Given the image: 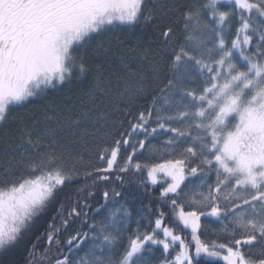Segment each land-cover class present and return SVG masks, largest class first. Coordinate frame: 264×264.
<instances>
[{"label": "snow or ice", "instance_id": "1", "mask_svg": "<svg viewBox=\"0 0 264 264\" xmlns=\"http://www.w3.org/2000/svg\"><path fill=\"white\" fill-rule=\"evenodd\" d=\"M117 28L152 34V44L130 49L140 67L115 83L97 69L74 90ZM50 93L63 96L28 109ZM16 109H28L27 122L0 156V257L83 167L119 186L126 177L114 171L138 175L145 191L159 192L160 208L130 232L132 211H109L122 196L116 187L94 210L88 192L83 204L60 205L59 227L54 218L34 237L24 264H52V246L55 264H152L156 251V264H264V0H0V126ZM160 136L165 147L192 143L142 164L138 154ZM197 181L206 194L189 197ZM202 217L218 222L223 242L201 238ZM70 224L79 227L61 240ZM41 240L48 247L38 255Z\"/></svg>", "mask_w": 264, "mask_h": 264}, {"label": "trees", "instance_id": "2", "mask_svg": "<svg viewBox=\"0 0 264 264\" xmlns=\"http://www.w3.org/2000/svg\"><path fill=\"white\" fill-rule=\"evenodd\" d=\"M120 41H123V43H120ZM152 43V34L145 29H138L135 34L126 32L122 28L115 29L111 50L106 54L101 53L100 55L93 57L89 61L92 66V72L89 73L83 82L74 81L72 88L75 90L78 88L88 87L92 77L96 74L97 69L102 72L105 80H112L114 83L117 82L118 78L126 75L129 70L140 67L139 61L137 59H133L134 53L130 49L136 47H147ZM125 65H128L129 67H126ZM61 96H63V93H50L47 100L38 101L36 104L28 105V109L39 110L45 104L53 101L58 102L59 97ZM28 109H16L11 113L9 117V123L4 126H0V156L3 155V151L7 145L14 142V134L17 128L22 126L23 123L27 122ZM22 116L24 117L23 121L21 120ZM113 116L115 119H118L120 114L114 112ZM60 143L67 145L69 144V141L65 137L60 140ZM91 143L92 142L89 141V147H91ZM165 143L166 139L163 136L152 139L151 144H148L146 150L143 151V155L138 154L137 159H139L142 164L163 162L165 157L178 155L179 152L182 151L184 147L188 146V144L192 143V141L187 139L182 140L179 147H165ZM74 147L79 148V145ZM72 150L73 147H69V151ZM122 156L123 153L121 158H118V163L123 162ZM92 160L93 164L101 163L95 159L94 155ZM73 163L74 161L72 160H65L63 162L64 166L68 167H70ZM117 174L126 177V180L122 186H119L118 182L117 184H113L111 180L108 182L98 179L94 180V176L87 175V173L83 170V167H81L76 173L73 181L71 183H66L61 188L57 202L54 203L39 220H37L32 232L25 237L24 242L11 253L0 257V264H24L27 251L34 237L42 236L54 218L56 226L59 227L60 217L57 216V211L60 209L61 204H63L66 209H70L72 206H74L77 200L83 204L86 194L88 192H92L95 195L93 197H88V199L90 200L92 209L94 210L99 203L103 202V191L109 190V186L116 187V190L122 193L121 197L116 198L118 203L114 202L112 205H110L109 211L112 210V207L118 208L120 205H124L126 208L131 210L133 215L129 221L128 228L130 229V232H135L138 227L137 222L142 221L141 213L147 214L149 208H151L152 212L155 213L160 208V201L158 199L159 192L151 186H149L147 191H145V189L139 184V179H141V177L138 175L129 176L128 174L117 173L115 171L111 175L114 177ZM94 175L96 174L94 173ZM213 181L214 177L208 180L207 183H212ZM185 191L189 193V197L199 198L198 193L203 191L206 194L207 190L200 185L199 181H197L195 184L189 183ZM89 214L91 215L92 212L90 211ZM64 215L67 216V211H65ZM201 219L203 233L201 238L208 241L219 240L223 242V233L220 230L218 222L215 220H210L206 217H202ZM144 223H146V221H142V224ZM176 223H178V221H174L172 226H174ZM78 227L79 224H70L67 231L63 232V234L60 236V239L67 240L74 228ZM128 234L130 233L126 232V236ZM47 247L48 245L46 242L41 240L37 254H42L43 250ZM57 255L58 254L56 252L55 246H52L51 251L48 254L49 260L52 261V264H55L54 257ZM159 256L160 252L156 251L154 253V257L152 258V264H156V260L159 258ZM202 260L204 261V264H223L222 261L208 259L206 257H203ZM44 264H48V261H44Z\"/></svg>", "mask_w": 264, "mask_h": 264}, {"label": "rangeland", "instance_id": "3", "mask_svg": "<svg viewBox=\"0 0 264 264\" xmlns=\"http://www.w3.org/2000/svg\"><path fill=\"white\" fill-rule=\"evenodd\" d=\"M207 258V257H206ZM208 259H210V258H208Z\"/></svg>", "mask_w": 264, "mask_h": 264}]
</instances>
